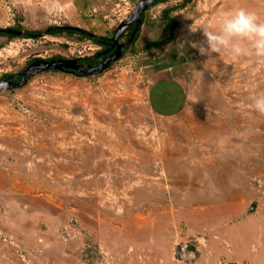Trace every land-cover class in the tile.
Listing matches in <instances>:
<instances>
[{
    "label": "rangeland",
    "instance_id": "1",
    "mask_svg": "<svg viewBox=\"0 0 264 264\" xmlns=\"http://www.w3.org/2000/svg\"><path fill=\"white\" fill-rule=\"evenodd\" d=\"M137 2L0 0V28L22 32L0 33V82L13 81L0 89V264H264V114L252 102L264 62L191 46L237 8L264 20V0L160 2L136 52L103 72L16 80L34 61L101 49L51 29L112 36ZM173 6L168 30L159 16ZM172 48L177 66L156 69ZM162 80L184 94L168 115L150 102ZM178 95L154 104L174 111Z\"/></svg>",
    "mask_w": 264,
    "mask_h": 264
},
{
    "label": "clouds",
    "instance_id": "2",
    "mask_svg": "<svg viewBox=\"0 0 264 264\" xmlns=\"http://www.w3.org/2000/svg\"><path fill=\"white\" fill-rule=\"evenodd\" d=\"M197 29L203 30L204 39L191 42V46L198 48L201 55H228L233 61L250 55L264 62V20L256 12L237 8L221 17L218 31L203 26ZM252 102L255 111L264 114V94L254 96Z\"/></svg>",
    "mask_w": 264,
    "mask_h": 264
},
{
    "label": "water",
    "instance_id": "3",
    "mask_svg": "<svg viewBox=\"0 0 264 264\" xmlns=\"http://www.w3.org/2000/svg\"><path fill=\"white\" fill-rule=\"evenodd\" d=\"M156 0H138L136 7L134 11L131 13V15L125 20V22H121L119 26L116 28V31L112 37V48H115L114 52L106 58L104 61L95 64V65H89L86 70L83 71L82 75H95L96 73L103 72L106 70L111 63L114 61L118 60L121 58L123 52L122 48L125 45H129L135 38L136 34L139 32V30L142 27L143 24V14L146 12L148 6L155 2ZM132 22H135V27L134 30L128 39L127 43L123 44L120 43V38L122 37L123 33L125 32L127 26H129ZM74 29H77L79 31L84 32L80 27H73ZM67 28V27H66ZM0 32L4 33H10V34H21V31H17V29L14 28H0ZM89 36H93V33L88 32ZM76 60H67L64 58H59V59H51V60H37L34 61V63L26 70L24 73H22L18 77H22L21 83L23 84L27 81V78L32 74L33 72H39L43 70H59V71H64V68H76V74H78V66L75 65ZM13 81L11 79L9 80H4L0 82V89H5L9 88L12 86ZM181 248L178 246L177 247V252L179 253Z\"/></svg>",
    "mask_w": 264,
    "mask_h": 264
},
{
    "label": "trees",
    "instance_id": "4",
    "mask_svg": "<svg viewBox=\"0 0 264 264\" xmlns=\"http://www.w3.org/2000/svg\"><path fill=\"white\" fill-rule=\"evenodd\" d=\"M168 0H156L155 2L151 3L149 6H148V9L150 10L151 7H153L154 5H156L157 3H160V2H166ZM192 0H183V2L181 3L180 6L184 7L186 6L188 3H191ZM176 6H173V7H166L164 10H162L161 12V16L160 19L165 23V28H167L168 30H174L176 27H177V19H176V16H174L173 14H171L172 10L175 9ZM143 22L144 23H150V16H148V12L147 13H144L143 15ZM20 27V25H17V28ZM70 33V34H74L76 33V31H79V30H75V29H51L50 33L51 34H57V33ZM82 32V31H80ZM1 34H4V35H9L11 37L15 36V34H10V33H4V32H0ZM32 33L29 32L27 33V35H31ZM81 36V38H88L89 40L93 41V43L97 44V45H100L102 43H104L105 40H108V37L109 36H106V35H98V34H94L93 36H89L87 33H83V34H79ZM139 35H140V32L136 34V39H139ZM166 39V38H165ZM168 40V39H166ZM165 42V41H163ZM131 44V43H130ZM134 42L132 44V48L133 49H130L131 52H136V48H134ZM157 47V44L156 42L152 41V43H148L147 45L144 46L145 49L149 48V47ZM172 55L173 56H168V57H164L162 59V61L160 62V64H156L155 65V68L156 69H159V68H170L172 66H177V63H176V58H174V53L180 55L182 53L181 49L179 48H176V49H173L172 48ZM187 54H189L190 56V52H189V49H183ZM183 54V53H182ZM180 57V56H178ZM177 57V58H178ZM93 59V58H91ZM175 86L176 87V90L175 91H169V89H165L166 87L168 86ZM155 93L157 94V97L160 98L161 102H163L162 104H167L169 102H171L172 100H175L176 97H175V94L178 93V99L180 100V106L174 110V111H163L161 110L160 108H158L155 104H154V95ZM183 98H184V94H182V91L180 90L179 88V85L177 83H175V81H172V80H162V81H158L151 89L150 91V102H151V105L154 107V109L156 111H158L159 113L161 114H172V113H175L178 111L179 108H181L182 106V101H183Z\"/></svg>",
    "mask_w": 264,
    "mask_h": 264
},
{
    "label": "flooded vegetation",
    "instance_id": "5",
    "mask_svg": "<svg viewBox=\"0 0 264 264\" xmlns=\"http://www.w3.org/2000/svg\"><path fill=\"white\" fill-rule=\"evenodd\" d=\"M152 8V7H151ZM149 9L147 8L146 12L148 11ZM132 12L129 11L128 14L130 15ZM134 27H135V22H132L129 26H127L125 32L123 33L122 37L120 38V43L123 44H126L128 39L130 38L133 30H134ZM142 28V27H141ZM141 30V29H140ZM139 30V32H140ZM138 32V33H139ZM76 33L78 34H83L84 32H80V31H76ZM114 35V32L112 34V36H109L108 37V40H105L104 43L100 44L99 46L101 47V49L99 51H97L94 55L92 56H87V57H76V58H65L67 60H76V63L75 65L78 66L79 68V72L78 74H76V68H64V71L68 72V73H73V74H76V75H82L83 71L86 70L88 68L89 65H95V64H98L102 61H104L106 58H108L115 50V48H112L111 44H112V37ZM136 37V36H135ZM140 37V36H139ZM138 39L134 38V40L131 42V44L129 45H125L123 48H122V52L123 54L129 50V49H133L132 48V44L133 42L136 44V41ZM134 44V45H135ZM135 48V47H134ZM61 58V57H59ZM58 58V59H59ZM93 58V59H91ZM115 63V62H114ZM113 63V64H114ZM112 64V63H111ZM110 64V65H111ZM112 64V65H113ZM56 71H59V70H56ZM20 79V77H18L16 80Z\"/></svg>",
    "mask_w": 264,
    "mask_h": 264
},
{
    "label": "crops",
    "instance_id": "6",
    "mask_svg": "<svg viewBox=\"0 0 264 264\" xmlns=\"http://www.w3.org/2000/svg\"><path fill=\"white\" fill-rule=\"evenodd\" d=\"M96 8V7H95Z\"/></svg>",
    "mask_w": 264,
    "mask_h": 264
}]
</instances>
